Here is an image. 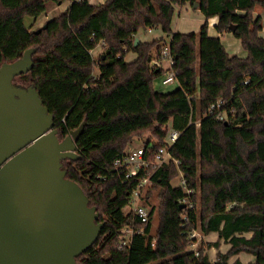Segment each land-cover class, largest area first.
<instances>
[{
    "label": "trees",
    "instance_id": "1",
    "mask_svg": "<svg viewBox=\"0 0 264 264\" xmlns=\"http://www.w3.org/2000/svg\"><path fill=\"white\" fill-rule=\"evenodd\" d=\"M51 2L69 4L40 32L31 30L26 18L37 19ZM187 3L199 4L205 22L199 31H174L176 7ZM257 6L264 0H0V67L35 48L32 69L14 82L37 88L60 140L86 122L79 157L64 159L63 168L104 226L79 264H264V25ZM213 17L216 31L232 33L247 56L231 54L209 33ZM156 27L170 39L136 44L140 28ZM166 46L179 86L165 92L155 81L167 71L152 61ZM171 129L179 132L171 157L151 177V187H160L153 233L155 208L146 224L125 209L146 172L126 177L115 161L135 137L148 132L145 143L158 148ZM150 196L151 189L144 205ZM185 197L194 207L181 202ZM134 223L144 231L121 249V231ZM197 230L218 238L194 248ZM222 242L230 248L212 259L209 249ZM242 252L255 262L231 261Z\"/></svg>",
    "mask_w": 264,
    "mask_h": 264
},
{
    "label": "water",
    "instance_id": "2",
    "mask_svg": "<svg viewBox=\"0 0 264 264\" xmlns=\"http://www.w3.org/2000/svg\"><path fill=\"white\" fill-rule=\"evenodd\" d=\"M34 52L0 67V264H79L104 226L63 168L79 157L86 122L60 140L37 88L14 82L32 69Z\"/></svg>",
    "mask_w": 264,
    "mask_h": 264
},
{
    "label": "built area",
    "instance_id": "3",
    "mask_svg": "<svg viewBox=\"0 0 264 264\" xmlns=\"http://www.w3.org/2000/svg\"><path fill=\"white\" fill-rule=\"evenodd\" d=\"M156 66L164 68L167 72L161 76L162 84H173L178 82L174 73L171 71L174 65V56L171 53L170 47L166 46L160 59H154L152 61ZM166 63V67L164 66ZM248 82V81H246ZM222 105V101L214 103L210 107L211 113L216 111L218 107ZM219 118L223 119L224 115L219 114ZM199 123H197L198 125ZM179 132L171 129L166 139V144L156 148V141L150 140L148 143H144L141 146L130 145L125 155L115 161L117 168L126 169V177L137 175L140 171H145L146 175L133 191L129 204L127 205L132 213L134 221H138L141 224H146L151 219L152 208L143 204L142 199L146 195L148 186L151 185V177L154 171H156L162 164L168 161L171 157L170 147L178 138ZM178 163V161H176ZM182 184H186V181L182 178ZM190 194L192 189H187ZM182 203H188L190 207H194L192 200L187 197L181 200ZM142 227H137L134 224L125 226L121 231L120 247L121 249L128 247L132 242L133 236L136 232H143ZM194 236V233L192 234ZM154 243V242H153Z\"/></svg>",
    "mask_w": 264,
    "mask_h": 264
},
{
    "label": "rangeland",
    "instance_id": "4",
    "mask_svg": "<svg viewBox=\"0 0 264 264\" xmlns=\"http://www.w3.org/2000/svg\"><path fill=\"white\" fill-rule=\"evenodd\" d=\"M92 1L93 2H102L104 0H92ZM67 3L68 2H64V3L51 2L49 4L47 10L44 13H42L37 19L27 17L26 18V24L29 27H31V30H33V31L41 28L48 18L56 16L59 13H61L62 11H64L67 8L66 7ZM176 8L177 9L175 11V16H174L173 23H172V29L175 31H181V32L199 31L201 25L205 22V19H206L204 14L201 12V10H198V8H194V6H192L190 3L177 6ZM255 13H257V15L262 16L263 25H264V7L257 6ZM210 31H211V33H214V30L210 29ZM138 34L143 40H147V41H151L154 39H161V38H164L166 40L170 39V34L165 33L161 28H158V27L152 28V31H148V30H145L144 28H140ZM261 34L264 36V29H263ZM100 52H101V48L98 47V48H96L94 53L98 54ZM236 54L239 55V53H236ZM134 57H135L134 53H129L127 55L128 60H132ZM166 65L167 64L164 63L165 67H166ZM177 86H179V82L164 85V84H162L161 79H159V80L157 79L155 81V88L157 90H161V91H165V92L173 90V89L177 88ZM149 137H150V133L146 132L142 136L135 137L132 144L135 146H141L148 140ZM179 180H180V178L177 177L173 180V183L178 184ZM150 187H151V185L148 186L146 195L148 193V190L151 189V196L149 198L148 203H149V207L155 208V212H154V215L152 218V231H153V233H155L157 230V227H158V206H159L160 187H154V186L151 188ZM125 209H126V211H128L130 208L127 206ZM214 234H216V233H210V234L206 235L207 238H201V235H203V234L200 232V230L195 231L194 236H192V237L196 239L195 240L196 243L193 245V247L198 248L203 241L205 243H207V242H209L208 240L216 239ZM206 239H208V240H206ZM229 248H230V245L228 243L224 242L220 248H217L215 246L210 248L209 253H210V256L212 259H216L219 250L222 252H226V251H228ZM237 259H239L243 263L255 262V256L253 254L246 253V252H242L238 255H235L231 259V261H235Z\"/></svg>",
    "mask_w": 264,
    "mask_h": 264
},
{
    "label": "crops",
    "instance_id": "5",
    "mask_svg": "<svg viewBox=\"0 0 264 264\" xmlns=\"http://www.w3.org/2000/svg\"><path fill=\"white\" fill-rule=\"evenodd\" d=\"M69 3H67V6H68ZM66 6V7H67ZM200 10V9H198ZM257 15V13H255ZM217 22V18L216 17H213V18H210L209 19V33L211 35H220L224 45L226 46L227 50L231 53V54H236V53H239V56L241 57H245L247 56V51L243 48L242 44H241V41L237 38H235L233 36L232 33H223V34H219L216 29H215V23ZM210 29L214 30V33H211ZM148 31H152V29H148ZM175 31V30H174ZM140 40H143L139 34L137 36ZM96 50V49H95ZM94 50V52H95ZM132 53V52H131ZM161 79L158 78V80ZM214 236L216 237V239L214 240H208L209 242H214L217 240L218 238V234H214ZM201 238H207L206 235H201ZM224 242H222L223 244ZM222 246V245H221Z\"/></svg>",
    "mask_w": 264,
    "mask_h": 264
}]
</instances>
